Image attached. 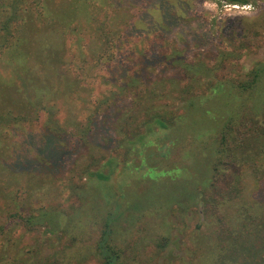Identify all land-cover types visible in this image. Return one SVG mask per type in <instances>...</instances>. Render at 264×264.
Returning <instances> with one entry per match:
<instances>
[{
    "label": "rangeland",
    "instance_id": "rangeland-1",
    "mask_svg": "<svg viewBox=\"0 0 264 264\" xmlns=\"http://www.w3.org/2000/svg\"><path fill=\"white\" fill-rule=\"evenodd\" d=\"M61 2L0 48V264H102L108 222L120 264H264V0Z\"/></svg>",
    "mask_w": 264,
    "mask_h": 264
},
{
    "label": "trees",
    "instance_id": "trees-1",
    "mask_svg": "<svg viewBox=\"0 0 264 264\" xmlns=\"http://www.w3.org/2000/svg\"><path fill=\"white\" fill-rule=\"evenodd\" d=\"M225 2L229 4H238V5H244L248 3V0H225ZM62 4H59L62 6L63 14L66 16L72 18L75 14V7H76V0H62ZM44 9V0H0V48H4L6 45L10 43V39L12 38L14 34V26L17 25V23L24 17V14H29L31 11L41 15L42 11ZM11 117V115H8ZM9 117H3L0 116V122L7 121ZM232 117L229 118V120L225 123L224 127L222 128L219 136V140L216 146V152L217 156L224 153V150H228V141H227V133L231 130L232 127ZM156 123L159 124L161 127H165L164 124L160 123V121L156 120ZM167 130V129H164ZM154 135L152 129L149 131V135ZM146 136V135H145ZM140 136L136 140V144L133 145L132 149L133 153L136 154V156H140L142 158V165L146 166V161L149 155H152L153 153H148L150 150V147H154L156 144L152 140L145 141L144 137ZM155 144V145H154ZM158 146V145H157ZM23 168H27L23 167ZM155 168L153 167H146V173L144 174V177H146V180L151 181V183H155ZM136 193H138L136 191ZM135 193V194H136ZM131 195V194H130ZM127 198L126 193L125 195L122 194L121 199ZM128 203L127 205H131L133 203H139L142 205L143 210L148 209L150 207H153L155 203L144 201L141 202V200H138L133 194L132 196L127 198ZM167 202V201H166ZM123 205V203H122ZM125 207V206H124ZM140 214V212H139ZM48 214L42 213L39 216L34 217H22L19 216L17 219H14V214H11L8 219L9 220H24L26 225H33L40 220H44V218H47ZM49 217V216H48ZM51 219V218H50ZM110 222L107 223L106 229L102 231L101 239L99 242V245H97V250L99 251V254L103 258L102 264H120L121 257H120V247L118 245H113V240L115 239L116 230L114 227H111L109 225ZM117 230L120 231L119 227H117Z\"/></svg>",
    "mask_w": 264,
    "mask_h": 264
}]
</instances>
